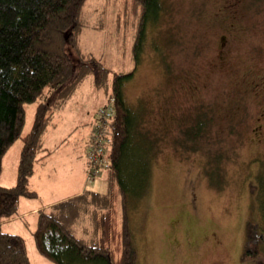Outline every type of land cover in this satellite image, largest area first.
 Returning <instances> with one entry per match:
<instances>
[{
  "label": "rangeland",
  "instance_id": "obj_1",
  "mask_svg": "<svg viewBox=\"0 0 264 264\" xmlns=\"http://www.w3.org/2000/svg\"><path fill=\"white\" fill-rule=\"evenodd\" d=\"M161 3L137 61L134 16L121 0H87L84 14L96 29L78 36L87 57L114 72L135 68L123 96L137 115L132 153L146 170L141 188L131 180L137 164L125 171L136 264H264V243L255 260H241L246 224L264 235V0ZM108 96L87 79L54 115L35 165L44 196L26 199L20 215L76 194ZM34 112L25 106L22 136ZM199 119L204 128L194 138L188 130ZM21 147L18 140L4 156L0 184L13 186ZM99 171L86 187L103 194L107 170ZM13 225L2 231L24 238L30 263L52 264L35 250L34 216Z\"/></svg>",
  "mask_w": 264,
  "mask_h": 264
},
{
  "label": "trees",
  "instance_id": "obj_2",
  "mask_svg": "<svg viewBox=\"0 0 264 264\" xmlns=\"http://www.w3.org/2000/svg\"><path fill=\"white\" fill-rule=\"evenodd\" d=\"M87 0H0V176L8 150L20 140L22 147L11 187L0 186V264H31L25 240L1 231V223L18 215L22 198L35 199L29 189L43 139L54 118L74 97L81 84L91 79L96 90L109 96V168L103 174L105 193L84 191L37 212L31 233L36 252L52 264H136L128 214L132 191L125 181L128 165L137 164L131 180L142 186L144 165L132 153L137 115L125 103L123 86L133 78L114 72L95 58L81 53L78 36L91 26L84 14ZM134 16L133 56L142 50L148 23H156L163 10L161 0H121ZM117 16V15H116ZM119 16V14H118ZM118 18V17H117ZM35 105L33 124L22 136L25 106ZM197 120L194 138L203 130ZM144 140V139H141ZM137 143V142H135ZM141 188V187H140ZM260 225L247 223L242 262L255 260L264 243Z\"/></svg>",
  "mask_w": 264,
  "mask_h": 264
},
{
  "label": "built area",
  "instance_id": "obj_3",
  "mask_svg": "<svg viewBox=\"0 0 264 264\" xmlns=\"http://www.w3.org/2000/svg\"><path fill=\"white\" fill-rule=\"evenodd\" d=\"M112 119L113 112L111 106L108 104L102 107L97 113L94 135L86 155V181L95 180L100 175L99 170H108L109 168V151L111 144L110 125Z\"/></svg>",
  "mask_w": 264,
  "mask_h": 264
},
{
  "label": "crops",
  "instance_id": "obj_4",
  "mask_svg": "<svg viewBox=\"0 0 264 264\" xmlns=\"http://www.w3.org/2000/svg\"><path fill=\"white\" fill-rule=\"evenodd\" d=\"M84 168H83V170H82V175H80L81 177H82V179H81V182H79V189H78V191L76 192V194H74L73 196H71V197H74V196H77V195H80L82 192H84V191H89L88 189H87V183H86V179H85V177H84ZM37 174H36V166H35V168H34V174L32 175V177H31V179H30V182H29V189L31 190V191H33V192H35L36 194H37V197H40L41 199H42V196H44L43 194H42V190L41 189H39V182H38V180H40V178L42 179V181H43V178L41 177V176H39V178L37 179ZM14 182H15V180H14ZM14 185V184H13ZM70 185V184H69ZM0 186L1 187H5V188H7V187H11V186H4V185H2V184H0ZM50 191V190H49ZM51 195H55V194H51V193H49L48 194V198L47 199H49L50 198V196ZM71 197H68V198H71ZM68 198H66V199H68ZM29 200H32V199H29ZM63 200H65V199H63ZM63 200H59V201H50V202H48L47 201V203H46V205L45 206H43V207H41V208H35V209H29L28 211H24L21 215H20V213H19V209H18V215H17V217H15V218H13V219H10V220H6V221H4L3 223H1V231H2V228L4 227V226H7L9 229H15V230H17V228L18 227H16V226H12V224L13 223H16L17 221H19V220H22V219H25V218H27V217H30V216H34V226L36 227V221H37V212L38 211H40V210H42V209H47V208H49L51 205H53V204H56V203H58V202H60V201H63ZM27 202H26V199L25 198H22V199H20V201H19V206L18 207H20L21 205H24V204H26ZM35 229V228H34ZM34 229H33V231H34ZM32 231V232H33ZM2 232H4V233H8V234H11V233H9L8 231H2Z\"/></svg>",
  "mask_w": 264,
  "mask_h": 264
}]
</instances>
